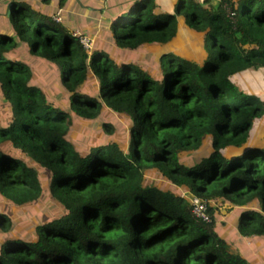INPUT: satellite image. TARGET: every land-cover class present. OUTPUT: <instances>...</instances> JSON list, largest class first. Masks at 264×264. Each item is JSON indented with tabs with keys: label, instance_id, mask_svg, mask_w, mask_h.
I'll list each match as a JSON object with an SVG mask.
<instances>
[{
	"label": "trees",
	"instance_id": "trees-1",
	"mask_svg": "<svg viewBox=\"0 0 264 264\" xmlns=\"http://www.w3.org/2000/svg\"><path fill=\"white\" fill-rule=\"evenodd\" d=\"M157 2L119 10L108 53L26 1L0 0V194L22 206L47 192L63 211L25 239L0 213V264H264V247L256 259L236 245L264 244V0ZM144 46L159 49L146 66L134 61ZM26 55L52 64L59 101L33 83ZM103 108L126 120L127 152L100 134L81 149L72 117L94 122ZM149 171L206 202L210 223ZM218 202L239 209L228 233Z\"/></svg>",
	"mask_w": 264,
	"mask_h": 264
},
{
	"label": "rangeland",
	"instance_id": "rangeland-1",
	"mask_svg": "<svg viewBox=\"0 0 264 264\" xmlns=\"http://www.w3.org/2000/svg\"><path fill=\"white\" fill-rule=\"evenodd\" d=\"M31 4L33 9L45 11L50 9L52 6L56 5L59 0H47L42 3L41 0H23ZM65 2L66 10H71V8H75L78 12L85 13L90 12L93 17H97L104 6V2L106 0H62ZM117 1V0H115ZM158 2H167L168 0H157ZM157 2V3H158ZM217 0H213V4H216ZM65 10V9H64ZM59 12V11H58ZM60 13V12H59ZM4 9L0 8V29L5 26V21L3 19ZM88 14V15H89ZM90 15V16H91ZM73 21L74 24H79L82 20ZM91 26V24H90ZM110 31L104 26L100 35L98 36L96 44L99 48L105 50V52L113 53L115 51V46L112 38H110ZM86 37V36H85ZM88 38V37H87ZM92 43L93 40L91 39ZM187 44H190V41L187 40ZM94 47V43H93ZM92 47V48H93ZM157 46L148 47L144 46L141 50L137 51L134 56V61L137 62L139 65H143V62H152L154 61L158 55L159 49H156ZM27 58L28 64L31 66L33 71V83L38 84L41 86L51 97L53 101H59L61 97L59 86V80L57 76H55V70H53L52 64L48 62H44L41 60H37L32 56L26 55L24 56ZM112 57H114L112 55ZM146 66V64H144ZM150 66V65H149ZM58 89V90H57ZM62 91V90H61ZM47 94V95H48ZM48 96V98H49ZM3 98L0 96V109L1 111H5L3 108ZM61 103V102H59ZM68 108V104H66ZM73 124L79 125L81 128L82 138L80 142L83 143L81 149L84 150V143L88 142L89 140L95 138L98 134L101 135L103 140L110 139V141L115 142L120 146V149L124 152L128 150V144L125 141L123 144L120 141V137L124 133V128L126 124V120L123 117L118 116L115 113L110 112L107 108H103L99 117L94 122H79L73 116L72 117ZM103 123H110L114 128V134L111 138L102 132V125ZM126 132V131H125ZM99 136V135H98ZM97 136V137H98ZM127 138V137H126ZM77 147V144H76ZM188 156V154L186 155ZM183 157V155H181ZM145 177L150 185L157 186L159 189L167 190L172 194L179 195L182 198H189L191 193L184 188H176L173 184L168 183L162 178L157 172H146ZM208 205V204H207ZM212 210L215 212L216 217V224L220 227V229L228 233L230 229H235L236 221L239 216V209L232 208L228 204L220 205L218 203H212ZM259 208V206H256ZM63 211L60 209L59 205L50 197L47 192H44L42 197L34 202L25 204L22 206H15L9 201H7L4 197L0 194V213L5 214L12 220L13 224V232H15L16 236L25 239L29 234H31L34 230L33 223H38V218L42 215H49V214H61ZM3 237H0V244L3 241ZM35 241V238L33 239ZM236 245L238 246L239 250L242 254H247V256H251L253 258L258 259L259 253L261 252L262 248L264 247L263 241L258 239H245V238H237ZM236 248V249H238Z\"/></svg>",
	"mask_w": 264,
	"mask_h": 264
},
{
	"label": "crops",
	"instance_id": "crops-1",
	"mask_svg": "<svg viewBox=\"0 0 264 264\" xmlns=\"http://www.w3.org/2000/svg\"><path fill=\"white\" fill-rule=\"evenodd\" d=\"M45 1L47 0H41L42 3L48 4V2H45ZM130 1L131 0H117V1L106 0L104 2V6L102 7V10L100 11L97 17H93L91 14H89L90 12H85V13L78 12V10H76L75 8H71L70 11L66 10V6L64 4L65 2L60 1V0L58 1L56 5L52 6L50 9H47V12L45 11L43 12L40 10L39 11L51 17L54 14H56L57 11H60V22L59 23H61L63 27H65L69 31L77 33L78 35L86 36L89 39H92L95 45L97 42L98 36L100 35L102 31V28H104V26L106 25V27L109 30V26L112 20L119 13V10L125 8ZM0 8L4 9V6L0 5ZM78 18H80L79 20H82V21L76 25L73 23V21L77 20ZM18 46L19 48L21 47L20 45Z\"/></svg>",
	"mask_w": 264,
	"mask_h": 264
},
{
	"label": "built area",
	"instance_id": "built-area-1",
	"mask_svg": "<svg viewBox=\"0 0 264 264\" xmlns=\"http://www.w3.org/2000/svg\"><path fill=\"white\" fill-rule=\"evenodd\" d=\"M59 12L57 11L56 14H54L52 16V20L55 21L56 23L60 22V13ZM69 32L73 33L74 36L79 37L80 43L82 44V46L86 50L92 49L93 43H92L91 39H89L85 36H82V35H78L77 33L72 32V31H69ZM188 200L190 202V206L192 207L193 215L196 218L200 219L204 223H210L211 217L208 213L209 205H207V203L204 202L203 200H201L197 197H193V196L189 197Z\"/></svg>",
	"mask_w": 264,
	"mask_h": 264
},
{
	"label": "clouds",
	"instance_id": "clouds-1",
	"mask_svg": "<svg viewBox=\"0 0 264 264\" xmlns=\"http://www.w3.org/2000/svg\"><path fill=\"white\" fill-rule=\"evenodd\" d=\"M192 195H190L189 197H191ZM194 197V196H193ZM188 199V198H187Z\"/></svg>",
	"mask_w": 264,
	"mask_h": 264
}]
</instances>
